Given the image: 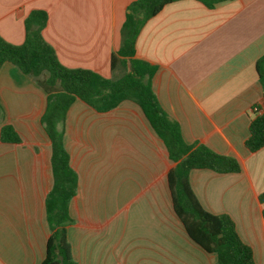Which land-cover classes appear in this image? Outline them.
<instances>
[{"label": "crops", "instance_id": "1", "mask_svg": "<svg viewBox=\"0 0 264 264\" xmlns=\"http://www.w3.org/2000/svg\"><path fill=\"white\" fill-rule=\"evenodd\" d=\"M134 1L0 0V37L22 44L25 18L43 10L42 37L63 67L115 79L123 69L112 72L110 57ZM263 55L264 0H230L212 9L177 0L143 24L135 43V58L156 68L152 92L183 142L238 163V173L192 170L189 183L204 210L231 218L255 264H264V147L251 153L245 141L255 111L264 112L256 69ZM46 99L33 78L10 63L0 68V128L10 125L20 138L0 141V264H41L46 255L45 198L53 183L51 144L41 125ZM62 139L77 177L67 229L76 264H215L171 209L167 174L175 163L136 104L124 101L101 113L76 99ZM123 195L128 204L116 214L104 208L109 196ZM140 205H146L144 223L166 231L171 223V243H96L117 215L132 207L139 215Z\"/></svg>", "mask_w": 264, "mask_h": 264}, {"label": "trees", "instance_id": "2", "mask_svg": "<svg viewBox=\"0 0 264 264\" xmlns=\"http://www.w3.org/2000/svg\"><path fill=\"white\" fill-rule=\"evenodd\" d=\"M177 0H136L128 8L120 29V47L110 57L113 72L122 67L115 79H105L84 69H67L57 60L53 48L42 37L47 22L43 10H32L24 20V40L12 45L0 37V68L10 63L23 75L31 77L47 95L41 125L51 144L52 188L45 198L49 227L46 255L41 264H76L71 256L67 229L73 223L69 205L76 194L77 177L69 166L63 146L65 114L78 99L97 112H108L120 103L136 104L154 133L175 163L167 174L171 209L187 238L207 254L215 256V264H255L251 248L239 238L231 218L203 209L189 183L192 170H210L217 174L238 173L233 158L216 154L202 145L189 146L182 140L179 126L159 107L151 89L155 66L135 58V43L143 24L156 16L164 6ZM208 9L230 0H195ZM259 81L264 91V55L256 62ZM0 105V122L3 119ZM0 141L19 143L12 126L2 125ZM246 149L254 153L264 147V112L251 120Z\"/></svg>", "mask_w": 264, "mask_h": 264}, {"label": "rangeland", "instance_id": "3", "mask_svg": "<svg viewBox=\"0 0 264 264\" xmlns=\"http://www.w3.org/2000/svg\"><path fill=\"white\" fill-rule=\"evenodd\" d=\"M109 197V199L104 201L106 205L104 208L115 210V214L118 212L117 210L128 204L124 195L120 198L115 197L114 199L112 196ZM143 207H146V205H140L141 213L139 215H134L133 207L117 215L114 225L111 226L110 230L105 233L101 240L98 241L95 238L98 241L96 243H163L165 240H167V243H171V226H169L171 223L168 224V231L162 228V226L153 224V222L148 223L146 221L144 223L145 213L142 211ZM155 207L158 208L155 204L149 208L152 210Z\"/></svg>", "mask_w": 264, "mask_h": 264}]
</instances>
